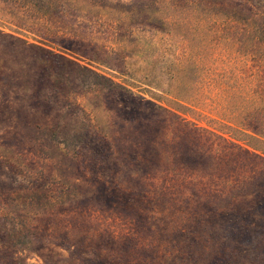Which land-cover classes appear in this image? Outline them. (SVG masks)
I'll return each instance as SVG.
<instances>
[{
    "label": "rangeland",
    "instance_id": "obj_1",
    "mask_svg": "<svg viewBox=\"0 0 264 264\" xmlns=\"http://www.w3.org/2000/svg\"><path fill=\"white\" fill-rule=\"evenodd\" d=\"M0 264H264V0H0Z\"/></svg>",
    "mask_w": 264,
    "mask_h": 264
}]
</instances>
